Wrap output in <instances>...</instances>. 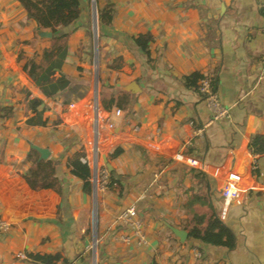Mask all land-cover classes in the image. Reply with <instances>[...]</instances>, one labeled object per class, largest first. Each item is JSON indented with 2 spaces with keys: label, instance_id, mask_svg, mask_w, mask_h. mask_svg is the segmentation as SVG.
<instances>
[{
  "label": "crops",
  "instance_id": "0c3cea01",
  "mask_svg": "<svg viewBox=\"0 0 264 264\" xmlns=\"http://www.w3.org/2000/svg\"><path fill=\"white\" fill-rule=\"evenodd\" d=\"M94 3L99 8L113 6L116 15L112 29L120 38L147 32L152 36L154 63L149 66V87L144 84L140 94L125 92L131 83L143 84L139 81L141 70L115 37L104 36L95 49L94 37L90 41L80 29L60 49L53 43V35L40 38L44 31L27 21L15 0H0V107L14 110L13 118L0 120V221L8 225L0 232V264H38L30 257L36 255L60 256L67 264H87L92 192L83 191L66 165L72 155L89 154L85 142L89 125L82 122L90 121L95 85L101 111L99 125L134 139L123 140L108 132L103 133L107 139L99 137L100 142L112 141L109 165L111 172L122 178L125 195L119 199L106 191L101 196L96 264H150L152 260L157 264H264V154L254 156L248 150L252 120H264V0ZM90 4L82 1L79 26L91 21L92 11L86 8ZM115 59L121 67L112 70ZM28 63L43 67L36 81L22 72ZM55 63L60 66L50 77V85L45 82L41 86L40 79ZM136 71L139 75L135 78ZM19 74L37 95L26 91ZM193 74L208 79L210 89L228 111V119L211 122L202 95L181 82ZM100 81H105L113 93L131 96V116L117 108L103 109ZM42 87L58 92L48 99L41 93ZM34 99L48 109L42 117L46 122L43 127L26 123ZM65 122L76 127L68 130ZM78 126L81 137L74 132ZM64 127L74 132L79 151L70 140L61 138ZM170 140L179 144L178 153L184 162L159 159L147 148L166 145ZM33 147L47 150V160L59 162V179L64 183L60 197L25 186ZM118 149L121 154L115 156ZM38 159L41 161L40 156ZM194 164L241 175L248 174L253 165L251 173L261 190L242 194L236 186L231 191L230 180L197 173ZM188 172L204 176L214 214L235 238L233 250L190 244L189 231L182 228L188 218L183 215L188 202L185 193L192 185ZM129 205L135 206L144 224L145 245H127L121 240L126 230L115 221ZM172 229L187 232V238L180 241Z\"/></svg>",
  "mask_w": 264,
  "mask_h": 264
},
{
  "label": "trees",
  "instance_id": "16d2710c",
  "mask_svg": "<svg viewBox=\"0 0 264 264\" xmlns=\"http://www.w3.org/2000/svg\"><path fill=\"white\" fill-rule=\"evenodd\" d=\"M26 15V19L32 22L37 30L50 31L53 35L52 41L58 45V48L63 49L66 43L81 30L83 35H86L90 41L93 40V20L86 21V26H79L82 20V1L83 0H15ZM89 3L90 0H85ZM89 12V7H86ZM97 20V42L106 36L111 35L115 37L119 43H123L127 47L128 53L139 63L141 76L139 81L149 87V66L154 63L151 57L150 44L154 41L149 32L137 36H126L120 38L118 34L112 29L115 20V10L110 4L103 8L95 7ZM264 12V10H262ZM81 24V23H80ZM91 48V44H90ZM93 56L92 48L88 52V57ZM59 64L55 63L48 69L47 72L40 79L41 86L46 82L50 85V77L53 75L55 69L59 68ZM121 67L119 60L115 59L110 68L117 70ZM43 67L36 66L34 63H28L22 67L23 74L30 80L36 81L41 74ZM206 79L200 74H193L184 77L182 84L194 91H198V83ZM61 79H58L59 86H61ZM211 86L213 82H211ZM101 85V105L105 111H110L113 108L122 110L125 115L131 116V96L129 94L110 91L105 81H100ZM51 90V89H50ZM46 88H41L40 91L44 97L52 99L58 91L54 88L50 91ZM30 111L28 126L43 127L46 122L43 120V114L48 110L39 99H34L28 107ZM14 110L11 107H0V120H8L13 118ZM248 150L251 155L264 154V136H254L251 138ZM121 149L115 151V156L121 154ZM39 156L35 151L28 156L32 166L28 174L24 177L25 186L30 191H50L57 196H61L64 189V183L59 179L60 164L54 159L46 161H39ZM78 155H72L67 160V171L70 176L81 182L83 191L86 194L91 193V172L89 167L84 164ZM190 177L192 185L189 191L185 193L188 200L184 207V216L188 217L186 225L182 228L189 231V240L192 246L202 245L209 246L214 249L223 251H231L235 248V238L233 234L223 226L220 220L215 216L213 208L207 196V184L204 176L186 174ZM107 191L115 193L119 199L125 195V187L122 184V178L115 175L113 172L109 173L107 184ZM31 259L38 264H54L61 262L60 256H30ZM150 264H157L152 260Z\"/></svg>",
  "mask_w": 264,
  "mask_h": 264
},
{
  "label": "built area",
  "instance_id": "2783aa9c",
  "mask_svg": "<svg viewBox=\"0 0 264 264\" xmlns=\"http://www.w3.org/2000/svg\"><path fill=\"white\" fill-rule=\"evenodd\" d=\"M94 26V20H93ZM94 69L97 71V63L94 65ZM198 92L202 95L203 100L205 101L209 112L211 113V122H221L222 120L228 119V111L221 105L217 95L210 89L208 79H203L198 84ZM94 98L95 103L91 107L92 112V123H96L97 127L104 132L109 134L117 135L123 140L133 142L134 139L128 138L125 135L117 134L113 131H108L99 125V117L101 116V111L98 107V98H97V87L95 85L94 89ZM116 115L119 116L120 112L116 111ZM84 123V122H83ZM95 129V128H94ZM96 131V130H95ZM250 136H264V120H252L250 127ZM157 135L161 136L162 131L158 130ZM112 141L100 142L99 134H96L94 141V151L92 155L89 153L88 156H84L81 161L86 164L91 172V196L93 200V205L97 201L100 194H103L107 191V184L109 179V159L111 157V152L113 151ZM152 153L157 156L159 159L172 161V162H184V158L181 157L178 153L179 144L175 140H170L166 145L161 146H150ZM254 163V161H252ZM254 168V166L252 165ZM251 170L246 175H241L239 172H230L227 169H213L203 164H194L193 169L197 173H202L204 175H220L223 180H230L229 182L231 191L239 186V192L243 193H252L260 192L261 187L257 183L255 176L252 175ZM225 178V179H224ZM223 182V181H221ZM117 223H119L125 230V236L121 237V240L129 245L136 243L138 246L145 245V237L143 233L142 221L139 219L136 208L134 205H129L124 208L119 217L117 218ZM8 225L5 221H0V232L6 231ZM54 264H63L61 262H56Z\"/></svg>",
  "mask_w": 264,
  "mask_h": 264
},
{
  "label": "rangeland",
  "instance_id": "374dc122",
  "mask_svg": "<svg viewBox=\"0 0 264 264\" xmlns=\"http://www.w3.org/2000/svg\"><path fill=\"white\" fill-rule=\"evenodd\" d=\"M90 3H91V0H90ZM90 5H91V7L88 6L89 10L92 11L93 6H92V4H90ZM94 7H95V4H94ZM92 20H93V18H92ZM5 57H6V55H4V58ZM134 73H135L134 76L136 78V76L139 75V72L136 71ZM100 75H101V79H102V73H100ZM134 76H131V77L134 78ZM18 78H19V80H21V82L24 85V88L26 89V91H30L32 94H36V91L32 88V85L26 80V78H24V76L19 74ZM50 108H52V107H50ZM88 115H89V120H90L89 123L88 122H84V123L82 122V123H83L84 126L85 125L86 126L89 125V128H88L89 131L88 132L85 131L87 136H88V138H87V140L85 142H86V147L88 149V152L92 155V153L94 151V141H95L96 134H99L100 139H103V140L107 139V137L103 134L104 131L100 130V128H99V131H97V132L95 131L94 127L91 125V123H92V115L89 114V113H88ZM65 125L67 126L68 130H69V128L76 127V126H74L73 123L65 122ZM105 127L109 128L108 125H105ZM77 128L78 129L75 128V130L74 129L73 130H74V132H76L81 137V132L82 131L79 130V126ZM74 132H68V131H66V128H65V129H62L61 133H59V134H60L62 139L70 140L72 145L75 146V148H77V150L79 151V146H78L79 143H77L78 141H77V139H75ZM73 135H74V137H72ZM149 149L151 150V148H149ZM78 156L81 157L80 159L83 158V154L82 153H79ZM220 181H222V180H220ZM101 196H102V194L99 195V197H98L97 201L95 202V204L91 206L92 215H91V222H90V229H89V237L86 240V243H87V246H86L87 260H86V263L87 264H96V260H97V249H98V246H99V233H100V223H99V218H98L99 217V213H98L99 208L98 207H99V201L102 198ZM119 215L117 216V218L119 217ZM117 218H116L115 223L117 222ZM114 226L116 228H118V225L115 224ZM142 227L144 228V224H142ZM122 230H124L123 227H122ZM142 234L144 235V232Z\"/></svg>",
  "mask_w": 264,
  "mask_h": 264
},
{
  "label": "water",
  "instance_id": "95a60500",
  "mask_svg": "<svg viewBox=\"0 0 264 264\" xmlns=\"http://www.w3.org/2000/svg\"><path fill=\"white\" fill-rule=\"evenodd\" d=\"M93 9H92V18L94 20V45L95 49L97 48V20H96V11L94 7V0H91ZM52 37V33L50 31H44L40 34V38L43 39H50ZM96 83L98 82L97 77L95 78ZM145 89L144 84H136V83H131L125 88V92L130 93L132 95L140 94L143 90ZM149 149V146H147ZM33 150H35L39 156L41 161H46L49 158V152L47 150H41L39 148L33 147ZM108 170L111 172V166L108 165ZM172 232L179 238L180 241H184L187 238V232L185 231H180L176 229H172Z\"/></svg>",
  "mask_w": 264,
  "mask_h": 264
},
{
  "label": "bare ground",
  "instance_id": "6f19581e",
  "mask_svg": "<svg viewBox=\"0 0 264 264\" xmlns=\"http://www.w3.org/2000/svg\"><path fill=\"white\" fill-rule=\"evenodd\" d=\"M93 127L95 128L96 132L99 131V128L97 127L96 123L93 124Z\"/></svg>",
  "mask_w": 264,
  "mask_h": 264
}]
</instances>
